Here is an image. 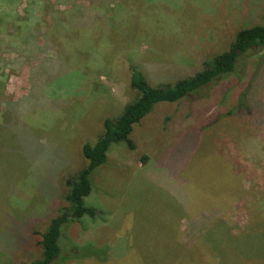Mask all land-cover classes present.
<instances>
[{"label": "rangeland", "instance_id": "1", "mask_svg": "<svg viewBox=\"0 0 264 264\" xmlns=\"http://www.w3.org/2000/svg\"><path fill=\"white\" fill-rule=\"evenodd\" d=\"M10 6L0 0V264H30L67 207L65 180L86 165L82 146L135 98L131 68L153 86L193 76L262 24L264 0ZM15 10L40 48L29 63L1 54L16 43L4 35ZM244 62L241 77L155 106L133 127L134 150L110 147L85 199L100 218L66 225L54 264H264V48ZM247 89L250 109L228 115ZM87 244L106 260L65 256Z\"/></svg>", "mask_w": 264, "mask_h": 264}, {"label": "trees", "instance_id": "2", "mask_svg": "<svg viewBox=\"0 0 264 264\" xmlns=\"http://www.w3.org/2000/svg\"><path fill=\"white\" fill-rule=\"evenodd\" d=\"M6 4L18 3L19 0H1ZM69 0H57L60 5L67 4ZM47 4L51 0H46ZM10 6V7H11ZM15 19L9 21L6 28L12 30L11 35L5 33L7 38L15 39L16 43L11 42V48L6 47L1 50V54H14L17 60L25 62L33 61L36 57L26 56L25 54H36L40 48L35 42L33 30L24 33L22 29L26 21L19 17L17 10L14 11ZM7 30V29H5ZM3 39L0 38V44ZM264 48V13L262 24L252 27L242 28L236 32L227 50L216 55L212 59L202 63V68L193 76L176 80L170 84L151 85L144 74L138 69L131 68L129 85L135 91V98L124 105L121 114L115 119L106 118L103 120V133L92 143L82 146L81 152L86 161L85 167L73 177H68L64 185L67 188L66 202L67 207L59 211L53 218L45 231L40 234L41 254L39 258L30 264H54L61 262L62 255V229L70 224L83 220L84 218L99 219L98 212L88 206L85 199L92 193V177L94 171L106 164L107 154L113 144L125 143L130 150L135 149L130 136L133 127L148 116L155 106L161 103H178L193 96L204 95V89L209 85L223 80L229 76L241 77L245 73V59L250 58L260 49ZM250 90L241 94L237 104L229 111L228 115H236L242 108L248 111L247 96ZM144 160V157L142 158ZM71 248V247H69ZM74 249V248H73ZM107 249L93 247L87 244L81 248H75L65 256L67 259L92 257L97 261H105ZM225 251L220 257V261H225ZM218 255V254H217Z\"/></svg>", "mask_w": 264, "mask_h": 264}]
</instances>
